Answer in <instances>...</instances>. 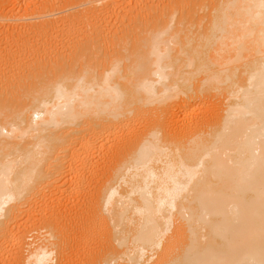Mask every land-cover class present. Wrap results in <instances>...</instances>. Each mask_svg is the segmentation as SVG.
Instances as JSON below:
<instances>
[{
	"label": "bare ground",
	"instance_id": "obj_1",
	"mask_svg": "<svg viewBox=\"0 0 264 264\" xmlns=\"http://www.w3.org/2000/svg\"><path fill=\"white\" fill-rule=\"evenodd\" d=\"M0 264H264V0H0Z\"/></svg>",
	"mask_w": 264,
	"mask_h": 264
},
{
	"label": "rangeland",
	"instance_id": "obj_2",
	"mask_svg": "<svg viewBox=\"0 0 264 264\" xmlns=\"http://www.w3.org/2000/svg\"><path fill=\"white\" fill-rule=\"evenodd\" d=\"M6 44H7V43H6ZM71 171H72V170H71ZM69 172H70V171H69ZM65 187H67V185H66ZM63 188H64V186H63ZM64 192H65V193H64ZM64 192H63V191H60L58 195L60 196V194H61V196H62L63 198H62L61 196H60V197L63 199V201H68V200H66V199H67V196H68V198H69V196H71V194H70V192H69L68 190H67V191H64ZM62 193H64V194H62ZM65 194H66V195H65ZM67 194H68V195H67Z\"/></svg>",
	"mask_w": 264,
	"mask_h": 264
}]
</instances>
